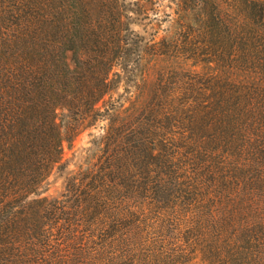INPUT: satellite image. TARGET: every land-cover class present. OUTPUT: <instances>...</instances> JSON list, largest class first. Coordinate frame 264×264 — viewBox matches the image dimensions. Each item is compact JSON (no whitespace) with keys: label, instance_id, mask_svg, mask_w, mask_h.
I'll return each mask as SVG.
<instances>
[{"label":"trees","instance_id":"trees-1","mask_svg":"<svg viewBox=\"0 0 264 264\" xmlns=\"http://www.w3.org/2000/svg\"><path fill=\"white\" fill-rule=\"evenodd\" d=\"M177 6L168 52L206 72L150 83L59 199L63 144L107 119L139 44L124 0H0V264H264V0Z\"/></svg>","mask_w":264,"mask_h":264},{"label":"rangeland","instance_id":"rangeland-1","mask_svg":"<svg viewBox=\"0 0 264 264\" xmlns=\"http://www.w3.org/2000/svg\"><path fill=\"white\" fill-rule=\"evenodd\" d=\"M124 2L132 31L129 37L139 44L137 79H125L117 83V90L110 104L114 108L106 120H101L91 128L81 131L69 145L63 144V161L67 167L62 170L64 172L55 171L48 178L40 197L62 199V196L66 195V186L70 178L79 177L84 169L106 158V155L101 153L103 146L100 137L107 129V125L111 122L118 129L126 125L122 128V134L128 128L127 124L135 122V116L131 120L128 118L140 100L146 95H151L148 89L150 83L158 86L154 95L164 99L182 93L174 88L176 84L178 86L180 83L188 82L193 75L192 70L201 74L206 72L202 66L193 67L172 60L168 52L171 49L169 40L177 27L176 25L175 28L172 27V24L178 19L179 0H124ZM152 217L149 215L147 221L152 223L154 221Z\"/></svg>","mask_w":264,"mask_h":264}]
</instances>
